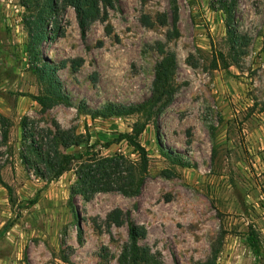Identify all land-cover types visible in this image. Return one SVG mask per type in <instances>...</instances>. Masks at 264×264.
<instances>
[{
    "label": "rangeland",
    "instance_id": "374dc122",
    "mask_svg": "<svg viewBox=\"0 0 264 264\" xmlns=\"http://www.w3.org/2000/svg\"><path fill=\"white\" fill-rule=\"evenodd\" d=\"M111 1L113 7L99 3L84 37L75 11L58 6L48 26L56 34L49 31L39 50L72 105L41 110L31 97L39 86L27 54L25 9L21 0H0V115L8 120L6 142L0 123V264H118L127 225L107 224L113 209L144 227L146 264H204L213 250L214 264H264V0H236L235 26L247 46L229 57L228 69L210 68L215 51H229L225 17L212 0ZM143 16L153 25H143ZM158 42L175 54L178 89L157 129L149 125L141 136L150 166L140 194L75 196L72 211L74 169L46 183L23 164L21 120L37 133L86 127L101 141L129 131L133 118L91 120L77 108L146 99L162 57ZM103 152L133 157L124 143ZM251 229L258 254L246 243Z\"/></svg>",
    "mask_w": 264,
    "mask_h": 264
},
{
    "label": "trees",
    "instance_id": "16d2710c",
    "mask_svg": "<svg viewBox=\"0 0 264 264\" xmlns=\"http://www.w3.org/2000/svg\"><path fill=\"white\" fill-rule=\"evenodd\" d=\"M99 3L103 7H113L111 0H21V5L25 9L22 23L27 34L26 47L31 63L30 69L39 86L38 94L31 97L41 110L56 105L67 107L72 105L69 95L63 90L56 67L44 61L39 50L42 43L49 38V31L52 35L56 34V31L49 30L48 26L55 17L58 6L61 5L64 9L71 7L75 11L81 36L84 37L89 23L99 17ZM212 4L224 14L229 51L226 55L215 51L210 61V68L228 69L229 57L238 53L244 54L247 41L244 36L237 34L234 16L236 0H212ZM177 17V8L173 4V33H177ZM141 19L143 25H153L147 16ZM159 23L164 25L165 18L160 19ZM156 49L162 57L155 64L150 94L146 99L130 104L106 103L94 110H89L83 104L77 108L80 115H87L91 120L112 117L133 118L134 121L129 131L117 132L106 141H101L93 140L86 127L84 133H77L73 128L62 130L56 126L53 130H42L38 134L34 127H32L33 132L27 130L26 118L21 120L20 126L25 140L24 152L21 154L23 164L31 167L35 175L46 183L74 169L76 180L69 195V205L72 211H74L75 196L89 200L97 193L114 192L125 197H135L140 194L150 166V156L141 143V136L149 125L157 129L160 115L173 102L178 89L175 54L165 52L163 45L159 42L156 44ZM0 123L1 136L6 142L8 120L0 115ZM26 131L30 134L27 135ZM120 143H124L130 149L133 157L126 156L122 152H103ZM68 149H73V151L67 152ZM161 153L173 164L182 167L189 165L168 152L162 151ZM0 183H3L1 178ZM7 190L11 193L9 188ZM29 203L35 204L36 198L30 200ZM106 220L108 225L121 226L123 223L127 225V242L119 256L118 264L148 263L150 260L148 251L139 245V240L146 235L144 227L136 225L130 219L129 212H123L120 209L111 210ZM257 240V234L252 229L249 230L246 243L255 254H258L260 250ZM216 254L217 250H213L211 258L204 264H214Z\"/></svg>",
    "mask_w": 264,
    "mask_h": 264
}]
</instances>
